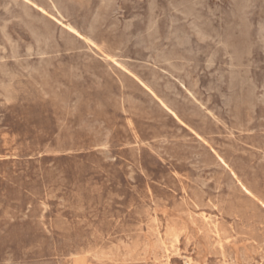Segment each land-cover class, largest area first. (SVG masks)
I'll return each instance as SVG.
<instances>
[{
    "label": "rangeland",
    "instance_id": "1",
    "mask_svg": "<svg viewBox=\"0 0 264 264\" xmlns=\"http://www.w3.org/2000/svg\"><path fill=\"white\" fill-rule=\"evenodd\" d=\"M0 264H264V0H0Z\"/></svg>",
    "mask_w": 264,
    "mask_h": 264
},
{
    "label": "bare ground",
    "instance_id": "2",
    "mask_svg": "<svg viewBox=\"0 0 264 264\" xmlns=\"http://www.w3.org/2000/svg\"><path fill=\"white\" fill-rule=\"evenodd\" d=\"M195 215V214H194ZM190 216V215H189ZM199 217V216H198ZM190 220V219H189ZM203 220V219H202ZM191 223V222H190ZM261 225V224H260ZM157 238V237H156ZM172 239V238H171ZM219 240V239H218ZM260 250V249H259ZM133 251V250H132ZM162 258V257H161ZM163 262V261H162Z\"/></svg>",
    "mask_w": 264,
    "mask_h": 264
}]
</instances>
